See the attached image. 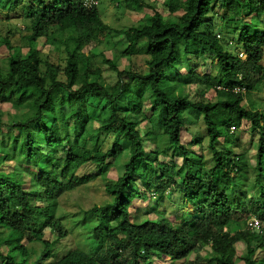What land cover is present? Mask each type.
<instances>
[{"label":"trees","instance_id":"1","mask_svg":"<svg viewBox=\"0 0 264 264\" xmlns=\"http://www.w3.org/2000/svg\"><path fill=\"white\" fill-rule=\"evenodd\" d=\"M124 2L152 13L117 28L104 21L98 6L89 9L82 0H0V7L28 21L29 30L26 52L7 35L12 52L0 58V264H153L163 256L188 264H261L264 97L256 92L264 90V0H165L167 18L148 0ZM219 19L235 24L236 39L214 29ZM101 31L127 41L114 58H104L107 75L86 51ZM42 36L63 54L65 67L42 57ZM139 55L145 57L142 66L136 65ZM120 57L130 62L120 67ZM208 59L215 73L198 70ZM185 65L188 78L181 72ZM177 82L202 84L199 94L213 89L215 99L193 98ZM5 103L10 107L4 111ZM199 116L212 153L208 167L210 160L182 141L187 118ZM155 119L168 140L164 152L172 148L182 156L180 165L160 161L161 151L146 148V138L156 141L154 127L140 125ZM244 120L258 137L254 165L246 151L230 145ZM116 165L124 170L108 177ZM98 176L112 200L85 213L96 217L92 234L101 247L77 246L51 260L57 242L69 234L56 216L59 198ZM172 188L193 207L172 209L175 220L165 213L171 207L164 197ZM151 192L163 199L162 207H152L157 216L134 219L132 200ZM252 216L261 229L249 228ZM46 228L54 239L45 238ZM242 241L246 250L239 255ZM34 242L44 248L32 258L27 243ZM207 247L208 256L202 253Z\"/></svg>","mask_w":264,"mask_h":264},{"label":"rangeland","instance_id":"2","mask_svg":"<svg viewBox=\"0 0 264 264\" xmlns=\"http://www.w3.org/2000/svg\"><path fill=\"white\" fill-rule=\"evenodd\" d=\"M98 8L100 9L102 18L105 22L111 24L113 27L121 28L125 26H129L132 24H137L139 22H144L148 19V15L152 13L151 9H132L129 8L124 0H99ZM152 3L165 18L169 15V10L167 5L165 4V0H148ZM20 7V6H18ZM20 9V8H19ZM181 11L176 14H180ZM28 24L27 20L21 19L18 17V13L10 12L7 7H0V58H6L10 52L7 45L4 43L5 36H10L13 44L15 46H20L23 52H26L28 47V41L26 38L27 30L26 25ZM235 24L230 23L226 25V22L222 19L217 20L214 29L217 31L223 32L225 35L229 37L235 38L238 35V32L235 31ZM127 45L126 39L122 36L112 33L110 31L106 32H98L97 38L94 39L86 48L90 54L93 53L96 58V63L105 70V75L109 73L107 71V64L104 61V58H114L116 56V50H120L125 48ZM39 47L41 50V55L44 59L50 60L52 63L57 64L62 69L65 67V59L63 58V54L60 53L54 46L51 47V44L47 43L46 38L44 36L39 38ZM231 49V48H230ZM246 56V53H244ZM199 60H197L198 62ZM203 60H200L202 62ZM130 60L127 57H120L118 59V65L120 67H124L128 64ZM145 63V57L143 55H139L136 57V65L142 66ZM196 63V62H194ZM209 70L211 73H215L217 69L215 68V64L211 62L210 59L207 60L206 68H198L200 72L203 70ZM187 68L186 65L181 68V72L185 73V77H189L186 74ZM178 83V90H188L191 92V96L196 99H215V91L213 89L206 90L204 96L199 94L204 88L202 84H190L185 85L183 82ZM251 92L247 93L246 96L249 98L251 96ZM257 98L264 97V90L256 92ZM9 104H4L2 109L5 111L9 109ZM146 110H148V106H145ZM97 114L103 117L107 116V113L102 109L97 108ZM146 126H153L154 132L156 135V141H152L150 139H145V146L147 149L156 148L159 151V160L168 162L171 159H174L177 165L182 163L183 157L179 155H174L175 152L171 148L169 150L166 149L168 145L167 138L162 134V130L160 128V123L158 119H155L154 123H147L144 121L140 127L145 129ZM233 128V127H232ZM234 137L236 144H230L232 150L235 152H247V156L249 157L250 165L255 164V153H256V144H257V135H252L250 130V122L244 120L242 126L240 128H234ZM197 139V141L195 140ZM182 141L183 143L192 149V151L196 152L203 156L204 159L210 160L207 162V167L211 165V151L208 148V135L207 130L203 121L202 116L198 118L188 117L185 126L182 129ZM163 150V151H162ZM199 159V158H198ZM198 159L196 160L198 163ZM122 165L112 166L109 172L106 174L110 178L116 179L119 174L123 171ZM251 175V174H250ZM141 187V186H140ZM254 192V190L250 189L249 194ZM149 195V194H148ZM112 200V196L108 194L104 187V181L102 176H98L92 181H90L86 185H82L77 189L67 192L63 194L59 198V205L57 208L56 216L60 217L63 224L69 231V234L57 242L55 246V251L51 257V260L63 255L68 250L74 247H81L85 250L95 251L99 250L101 245L94 241L92 225L97 221L95 216L86 215L85 210L89 209L95 204H103L107 201ZM162 198H159L158 194L151 192L147 199H141L139 197L132 200L131 204V214L134 219H141L144 216L156 217L157 210L156 208L152 209V207H162ZM164 201L166 204L170 205L171 210L165 212L166 215L171 219L175 220V212L172 209H176L177 207L184 206V210L192 211L193 207L190 201L186 200L182 197V194L172 188L168 189L165 194ZM152 209V210H148ZM147 211V212H146ZM174 212V213H173ZM54 234L50 228H46L45 230V238L46 239H54ZM30 246L31 250H34L32 258H35L40 255L41 250L44 248L42 242H34L27 243ZM6 249V248H5ZM238 254L242 255L245 250V242L242 241L237 244ZM208 251H210L209 247L202 251L203 255H209ZM257 258L264 257V250L261 248L258 250L256 254ZM194 255H192L189 259H193ZM153 264H188L184 262V260H175L169 259L168 257H154ZM236 264H244L241 259H238ZM264 264V261L261 263Z\"/></svg>","mask_w":264,"mask_h":264},{"label":"built area","instance_id":"3","mask_svg":"<svg viewBox=\"0 0 264 264\" xmlns=\"http://www.w3.org/2000/svg\"><path fill=\"white\" fill-rule=\"evenodd\" d=\"M99 2H100L99 0H82L83 5L89 9H91L95 6H98ZM218 36H220V34H218ZM239 56L243 57L244 56L243 52H240ZM245 57H243V58H245ZM240 90H242V88L240 86L235 87V91H240ZM243 91H245V90L243 89ZM248 224H249V227L252 229H258V230L261 229V221L256 216L251 217Z\"/></svg>","mask_w":264,"mask_h":264},{"label":"clouds","instance_id":"4","mask_svg":"<svg viewBox=\"0 0 264 264\" xmlns=\"http://www.w3.org/2000/svg\"><path fill=\"white\" fill-rule=\"evenodd\" d=\"M253 217V216H252ZM251 218V217H250ZM250 220V219H249ZM249 222V221H248ZM248 226H249V224H248ZM250 228V227H249ZM250 229H252V228H250ZM252 230H258V229H252Z\"/></svg>","mask_w":264,"mask_h":264}]
</instances>
